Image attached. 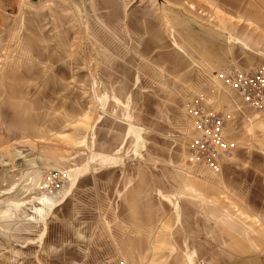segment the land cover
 Instances as JSON below:
<instances>
[{
  "label": "rangeland",
  "instance_id": "rangeland-1",
  "mask_svg": "<svg viewBox=\"0 0 264 264\" xmlns=\"http://www.w3.org/2000/svg\"><path fill=\"white\" fill-rule=\"evenodd\" d=\"M160 4L0 6V264H224L250 234L261 252L243 205L264 181V121ZM210 4L230 65L264 63V11L255 36ZM189 103L230 116L236 149L219 172L185 162Z\"/></svg>",
  "mask_w": 264,
  "mask_h": 264
},
{
  "label": "crops",
  "instance_id": "crops-1",
  "mask_svg": "<svg viewBox=\"0 0 264 264\" xmlns=\"http://www.w3.org/2000/svg\"><path fill=\"white\" fill-rule=\"evenodd\" d=\"M34 3L36 2H31L30 0H0V6H5L4 8L8 7L10 11L13 10V13L22 7L32 6ZM210 3H212L215 9H222L224 13L225 10L232 13L231 15L234 21L249 22V25L253 28L252 33L256 36L261 30L258 26L260 24L253 22L257 19H261V12L264 11V0H161L160 5L163 8L168 7L176 11L177 17L171 19L172 30H174L179 39L181 38L185 41L190 50L200 57L207 67L219 70L226 69L230 66L234 68V65H230L231 61L228 51H223L221 47L222 44H218V41H216L217 39L214 41V37L221 36V34L219 35L217 33H221L222 29L211 25V22L219 23L222 21L225 23L226 19L224 18L221 20V17L217 18V16L215 17L210 14ZM243 7L248 9L247 13L241 11ZM184 12L185 14H183ZM7 16L9 15L0 12V20L2 22L8 20L5 18ZM1 26L0 24V27ZM5 26L6 24L4 27ZM225 30H227V28H225ZM262 64L264 65V63H256L235 66L239 70H242L244 68L247 69L248 66H251L248 68H255ZM190 187L194 189L197 194L201 193L199 191L200 188H204L201 184L198 186L193 181ZM250 193L257 194L253 196L256 198L251 199ZM243 206L248 208L249 216L253 218L254 225H256V218H258L259 223H261L264 229V181L260 189L248 192L247 199ZM248 238L249 249L247 250L242 248V244L238 239L233 240V250H230L231 254H229V261L226 260L224 264H226V262H234L236 264H259V261L264 259V246H262L261 252L259 253L257 250L258 239L253 238L251 234ZM262 244L264 245V241L261 242V245ZM224 246L226 245L224 244ZM224 254L227 255L226 253ZM220 262L223 263L221 256Z\"/></svg>",
  "mask_w": 264,
  "mask_h": 264
},
{
  "label": "built area",
  "instance_id": "built-area-1",
  "mask_svg": "<svg viewBox=\"0 0 264 264\" xmlns=\"http://www.w3.org/2000/svg\"><path fill=\"white\" fill-rule=\"evenodd\" d=\"M216 79L264 121V66L242 71L227 67L216 72ZM186 111L192 127V137L186 146V164L213 173L221 171L236 149L225 131L230 116L192 103Z\"/></svg>",
  "mask_w": 264,
  "mask_h": 264
},
{
  "label": "water",
  "instance_id": "water-1",
  "mask_svg": "<svg viewBox=\"0 0 264 264\" xmlns=\"http://www.w3.org/2000/svg\"><path fill=\"white\" fill-rule=\"evenodd\" d=\"M31 2H37L38 0H30Z\"/></svg>",
  "mask_w": 264,
  "mask_h": 264
}]
</instances>
